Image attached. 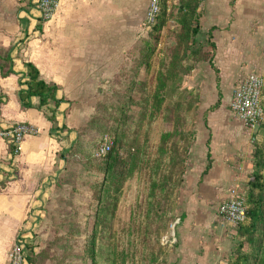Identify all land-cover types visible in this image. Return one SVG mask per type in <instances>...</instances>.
I'll return each mask as SVG.
<instances>
[{
  "label": "crops",
  "instance_id": "0c3cea01",
  "mask_svg": "<svg viewBox=\"0 0 264 264\" xmlns=\"http://www.w3.org/2000/svg\"><path fill=\"white\" fill-rule=\"evenodd\" d=\"M58 1L53 18L44 21L35 0H0V127L26 123L38 130L25 137L17 156L0 139V264L9 263L19 238L29 243L39 227L86 104L119 79L148 36L150 0ZM178 1L168 0L170 10ZM197 13V39L210 38L216 50L212 64H198L185 78L199 89L201 117L178 204V264H213L225 249L226 235L209 245L207 230L220 227L218 207L231 191L245 188L253 155L250 135L229 106L240 80L264 77V0H202ZM27 64L58 88L54 122V102L40 107L34 97L32 108L21 104Z\"/></svg>",
  "mask_w": 264,
  "mask_h": 264
},
{
  "label": "rangeland",
  "instance_id": "374dc122",
  "mask_svg": "<svg viewBox=\"0 0 264 264\" xmlns=\"http://www.w3.org/2000/svg\"><path fill=\"white\" fill-rule=\"evenodd\" d=\"M178 3L171 13L175 14ZM177 30L175 22H169L156 49H139L119 79L86 104L89 111L79 125L82 143L72 149L71 161L58 178L62 186L47 199L39 227L32 231L30 242L35 250L27 254L31 264H178L174 258L181 219L178 204L195 139L191 133L201 117V94L185 85V78L193 72L182 78L184 69L193 64L186 62L188 49L177 46ZM134 60L142 61L140 69L136 63V69L129 70ZM133 77L138 85H128ZM162 85L165 90H158ZM116 91L127 92L126 100L118 101L113 96ZM181 126L185 137L176 134ZM255 132L250 138L252 147ZM164 133H172L167 145L161 139ZM111 134H118L123 144L120 152L128 159L115 188L105 180L107 174L103 175L98 160L103 157L102 138ZM161 147L166 151L162 163ZM153 177L164 190L154 191ZM109 192L112 197L107 200ZM106 202L108 220L103 216ZM220 221L216 231L207 230L211 236L205 239L211 245L226 235L225 249L213 264H229L236 227L221 217ZM89 248L95 251V260L87 256Z\"/></svg>",
  "mask_w": 264,
  "mask_h": 264
},
{
  "label": "trees",
  "instance_id": "16d2710c",
  "mask_svg": "<svg viewBox=\"0 0 264 264\" xmlns=\"http://www.w3.org/2000/svg\"><path fill=\"white\" fill-rule=\"evenodd\" d=\"M201 1L202 0H179L175 14H173L171 13L173 6L170 10L168 0H163L156 23L148 30V36L144 42L143 49H148L149 51L154 48L156 49V45L168 23L175 22L178 28L176 35H174L176 37L177 46L181 45L182 47H184V49H188L186 62L193 64L188 67V69H184L182 78L185 75L191 74L195 70L197 64H199L200 62L212 64L215 55V45L210 41V38H208L206 41L197 40V35L199 32L197 11L199 9ZM133 63H135V65L133 67L131 66L129 70H135L136 63L137 67H139L140 69L142 61L137 60L135 62L134 60ZM24 78L25 81L22 85H24L25 88L21 89L19 92V98L21 100L23 108H32L31 99L34 97H38L40 99V107H45L50 102H54L55 109L53 110V114L49 118L52 122H54V112L61 103V101L55 100V95L58 88L54 85L46 83L40 77L39 71L31 64L26 65V73ZM138 84L139 82L136 83V79L135 77H133L128 85L135 86ZM165 86L166 85H162V87L158 90H165ZM131 91H133V89ZM195 93L198 92L195 91ZM113 96H116L118 101H125L127 92L119 93V91H116L115 93H113ZM261 103L263 108V115L254 134L252 172L249 175V180L245 188L240 191L246 211V217L245 220L239 223L236 227V232L234 235V253L232 258L230 259L229 264H264V88L262 90ZM194 128L195 127H193V130ZM183 129L184 127L181 126L180 133L176 132V134L180 135V137H185L186 133L183 132ZM194 134L195 132L193 131L191 133L192 138L194 137ZM82 135L83 130L79 129L77 132V139L75 143L64 156L66 166H68V163L71 161L72 149H76V147L80 143H82ZM106 136L107 137L102 138V145H105L106 143H112V145L110 147V151L104 155H101L103 157L98 160L102 163V170H104L103 175L107 174L108 176L107 177L105 175V180L108 179V182L113 183L114 185L116 183H119V180H122V177L125 173V168L128 164V159H125L123 157L124 155L120 152L121 145L123 144L122 142H120L118 134H111ZM171 136L172 133H164L161 139L163 138L165 144L167 145ZM117 137L119 138V140ZM124 151L127 152V149L125 148ZM131 155L127 158L131 159ZM165 155L166 151L161 147L159 149L160 163H162V157H164ZM155 172H157L156 169ZM167 181L163 182L166 183ZM61 186V180L58 179L55 184V190L57 187L60 188ZM152 186L155 187L154 191H156V189L158 188H161L162 190L165 189L162 183H158L155 181L154 177ZM118 192L119 191L117 190L114 191V193ZM108 194L109 195L106 197L107 200L108 198L112 197L110 192ZM97 203L101 204V199H98ZM108 211L109 205L106 202V208L105 211H103V216L106 220H108ZM26 248L28 252L27 254H30L35 250V244H33L32 242L26 243ZM87 256L95 260V251H93L92 248H89ZM26 262L29 264L32 263L31 257H29V255H27L26 257ZM85 264L88 263L86 262Z\"/></svg>",
  "mask_w": 264,
  "mask_h": 264
},
{
  "label": "built area",
  "instance_id": "2783aa9c",
  "mask_svg": "<svg viewBox=\"0 0 264 264\" xmlns=\"http://www.w3.org/2000/svg\"><path fill=\"white\" fill-rule=\"evenodd\" d=\"M44 21L53 18L59 8L58 0H35ZM163 0H150L145 19L144 28L148 31L157 20ZM264 88V77L258 74H250L240 80L235 87L230 111L247 129L250 138L258 127L263 115L261 103L262 90ZM37 128L30 124L19 123L7 128L0 127V139L7 142L11 147L12 154L17 156L21 151V144L25 137L36 136ZM112 143H106L100 148V154L104 155L110 151ZM219 216L233 227L245 220L246 211L239 190H232L229 199L224 202L218 210ZM26 243L19 238L14 245L8 264H25L27 257Z\"/></svg>",
  "mask_w": 264,
  "mask_h": 264
}]
</instances>
